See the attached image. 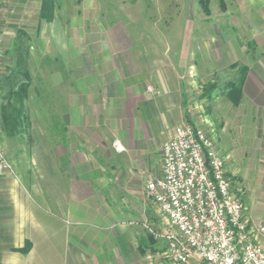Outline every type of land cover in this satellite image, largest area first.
<instances>
[{"label": "rangeland", "instance_id": "1", "mask_svg": "<svg viewBox=\"0 0 264 264\" xmlns=\"http://www.w3.org/2000/svg\"><path fill=\"white\" fill-rule=\"evenodd\" d=\"M40 7L0 0V140L37 201L71 220L67 186L96 181L94 219L132 222L107 231L110 247L125 250L127 264H172L167 216L147 184L162 175L164 144L190 123L225 159L246 219L264 224V0H211L210 14L200 0H55L57 21L70 25L54 31ZM21 31L28 77L13 90ZM243 67L255 83L230 99ZM83 100L94 106L76 112Z\"/></svg>", "mask_w": 264, "mask_h": 264}, {"label": "built area", "instance_id": "2", "mask_svg": "<svg viewBox=\"0 0 264 264\" xmlns=\"http://www.w3.org/2000/svg\"><path fill=\"white\" fill-rule=\"evenodd\" d=\"M3 62L0 59V76ZM1 129V124H0ZM14 174L0 140V175ZM147 189L167 216L172 264H264V224L246 219L225 159L201 128L185 123L163 146L162 175Z\"/></svg>", "mask_w": 264, "mask_h": 264}, {"label": "crops", "instance_id": "3", "mask_svg": "<svg viewBox=\"0 0 264 264\" xmlns=\"http://www.w3.org/2000/svg\"><path fill=\"white\" fill-rule=\"evenodd\" d=\"M40 16L43 21L49 23L51 31H54L53 27L56 25L66 27L65 30L70 25L67 20L57 21L56 11H54V17L51 20H49L48 14L42 10ZM257 43L259 42L255 40L253 44ZM240 75L239 81H243L244 98L246 91H249V81L254 83L255 81L251 77V70H248L246 75ZM256 88L260 90L259 87ZM87 97L89 99L90 96L87 95ZM85 103L94 106L90 100H83V103L80 102L72 106L76 107V112H83ZM92 111H94L93 108ZM67 119L62 123V129H69L70 123ZM118 142L122 144L120 141ZM96 183V181L94 183L77 178L71 182L70 186H67V192L72 194L71 206H69L71 220H65L37 201L21 180L16 179L12 174L0 175V264H127L125 250L120 251L110 247L106 233L111 228L115 229L117 223L118 229H120L122 226H130L132 222L123 220L121 222L114 219L115 222L112 223L104 218L97 222L94 219L97 217L94 216L93 210L91 211L93 207L90 202L95 201L93 198L96 193ZM99 204L104 208L108 206L102 201ZM74 214L82 216L81 220H85V222L82 223L80 218L76 217L74 219L79 226L70 228ZM105 224L111 225L104 227ZM54 233L57 238L56 249L53 247ZM72 234L76 239V247L73 252L74 257L70 259L72 253L69 238ZM121 235L122 238H125L126 231ZM122 240L120 244H123ZM122 257H124V263L118 262V258Z\"/></svg>", "mask_w": 264, "mask_h": 264}, {"label": "trees", "instance_id": "4", "mask_svg": "<svg viewBox=\"0 0 264 264\" xmlns=\"http://www.w3.org/2000/svg\"><path fill=\"white\" fill-rule=\"evenodd\" d=\"M54 1L55 0H42V7L41 10L46 12L48 14L49 20L53 19L54 17ZM210 1L211 0H200V3L202 7L204 8V11L207 14H210ZM43 19V18H42ZM24 36V40L19 41L17 48L15 49V68L12 70L11 78H9V84L13 90L15 88H22V85L24 84L25 79L28 77V56L27 52L30 46H27L25 43V40L28 39V35L26 32L21 31L20 32ZM248 68H241L240 74L245 75L247 73ZM238 82V83H237ZM239 81H236L234 83L228 84V97L230 99H236L238 97H243V81L239 84ZM12 90V96L14 91ZM26 92V91H25ZM20 95V94H18ZM26 98V95L24 94L21 97V101ZM12 99V98H11ZM193 125V124H192ZM29 246V244H28ZM24 251H27V249H24Z\"/></svg>", "mask_w": 264, "mask_h": 264}]
</instances>
